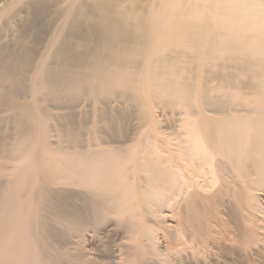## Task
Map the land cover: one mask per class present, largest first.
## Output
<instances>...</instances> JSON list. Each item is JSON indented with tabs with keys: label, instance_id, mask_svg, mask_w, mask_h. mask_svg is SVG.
<instances>
[{
	"label": "bare ground",
	"instance_id": "6f19581e",
	"mask_svg": "<svg viewBox=\"0 0 264 264\" xmlns=\"http://www.w3.org/2000/svg\"><path fill=\"white\" fill-rule=\"evenodd\" d=\"M222 261L264 264V0H0V264Z\"/></svg>",
	"mask_w": 264,
	"mask_h": 264
},
{
	"label": "rangeland",
	"instance_id": "374dc122",
	"mask_svg": "<svg viewBox=\"0 0 264 264\" xmlns=\"http://www.w3.org/2000/svg\"><path fill=\"white\" fill-rule=\"evenodd\" d=\"M158 111H160V110H158ZM158 111H157V114L159 113V118H160V116H161V117H164V116H162V114H161L160 112H158ZM111 233H112V232H111ZM108 235H110V234L108 233ZM222 262H223V261H222ZM223 263H224V264H225V263L228 264V261H227V262L225 261V262H223Z\"/></svg>",
	"mask_w": 264,
	"mask_h": 264
}]
</instances>
